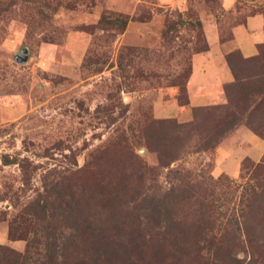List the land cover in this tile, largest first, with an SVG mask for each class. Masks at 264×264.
Returning <instances> with one entry per match:
<instances>
[{
	"label": "rangeland",
	"instance_id": "1",
	"mask_svg": "<svg viewBox=\"0 0 264 264\" xmlns=\"http://www.w3.org/2000/svg\"><path fill=\"white\" fill-rule=\"evenodd\" d=\"M1 1L10 5L0 11V244L22 252L27 239L39 241L31 209L44 200L52 221L75 208L123 236L156 240L147 208L189 189L210 205L188 198L175 206L183 237L209 222L244 256L246 235L233 222L248 175H258L241 163L264 155L247 124L264 129V104L242 112V99L259 85L247 76L264 69V60H250L264 45V0H64L48 17L40 0ZM104 11L127 16L126 28L103 27ZM197 20L200 28L188 24ZM213 87L222 100L208 94ZM228 101L241 123L207 149ZM188 122L198 128L174 125ZM256 198L244 217L264 244V190ZM155 217L163 221L162 209ZM65 234L64 253L76 264L84 253L72 241L86 239Z\"/></svg>",
	"mask_w": 264,
	"mask_h": 264
},
{
	"label": "trees",
	"instance_id": "2",
	"mask_svg": "<svg viewBox=\"0 0 264 264\" xmlns=\"http://www.w3.org/2000/svg\"><path fill=\"white\" fill-rule=\"evenodd\" d=\"M38 2L40 3L38 12L46 17L50 16L57 6L69 3L64 0H40ZM8 5H10L9 1L0 0V11L6 10ZM98 22L103 27L122 32L127 26L128 18L121 13L104 11L100 15ZM188 24L193 27H201L199 20L197 22L191 21ZM263 50L264 45L260 44L257 54L250 60L258 63L264 60ZM226 61L234 71V78L240 80L242 76L235 72L231 56H226ZM247 77L257 78L259 85L243 95L244 107L242 112H249L251 109L254 110V107L264 104V69L249 74ZM176 85L180 88V94L185 92V87L180 82L176 83ZM225 87L227 93V85ZM255 95L259 96V99L256 100L257 102L253 98ZM229 99L231 98L229 97ZM185 104H188V101L180 99V105ZM228 104H230V101L222 107L224 109L222 113L223 119L220 116L221 118L216 124L217 129L214 133H211V129L207 131L208 136L206 137L208 139L205 137L203 141V146L207 149L212 148L214 144L219 142L218 136H223L241 123V117L239 118L233 111H230ZM197 111H200V109H193L194 115ZM247 124L256 135L264 140V129H262V126ZM174 125L179 128H198L197 124L189 122L175 123ZM246 168H252L254 172H258V175H248L245 190L242 194L244 207L241 208L240 213H237L238 215L235 213L233 222L235 229L239 232L243 230L246 235L247 242L245 245L244 241L240 240V242H243L242 252L244 256L242 257L233 253V246L235 245L228 247L222 242L221 233L217 235L209 222L197 225L194 228L196 232L193 238L183 237L182 224L179 217L175 214V206L178 207L179 204L188 198L197 199L204 205L209 204L206 196L188 193L189 189H184L179 195H176L177 197L174 195L172 197L166 196L161 203L153 201L150 208H147L145 215L156 220L154 221L155 224H152L153 233L150 236L156 240H140L132 236H123L119 233L118 227L99 226L91 220L89 215L85 214L84 217L81 215L78 218L75 215V208L70 209L69 216L65 215L63 217L60 212L54 213L55 215L59 214L60 218L57 219L58 221H52L50 218V215H52L51 203H47L44 200L43 204L31 209L34 214H37H35L37 219H35L33 226L41 232L42 238L37 242H32L25 235H11L10 231V239H27L26 245L24 250L20 252L0 244V264H71L70 257H67L64 253L67 247V242L65 241L67 238L66 229L70 230L72 236L80 237L84 235V238L88 240L78 241V238H75L76 241H72L74 248L84 253L76 264H264V244L251 238L250 230L254 228L253 221H246L244 217L245 213L248 215L252 211L251 207L257 200V195L264 190V175H260L264 174V155L261 161L257 163H248L247 160H244L241 163V170ZM161 209L164 213L163 221L160 217H155ZM223 229L227 231L226 227ZM158 232L160 233L158 234ZM90 235L93 238L87 239L86 236L89 237ZM158 235L165 236L168 241L164 243V239ZM79 242H86L88 246H82ZM153 251H155V255L151 253Z\"/></svg>",
	"mask_w": 264,
	"mask_h": 264
},
{
	"label": "crops",
	"instance_id": "3",
	"mask_svg": "<svg viewBox=\"0 0 264 264\" xmlns=\"http://www.w3.org/2000/svg\"><path fill=\"white\" fill-rule=\"evenodd\" d=\"M250 45H251V46H250ZM250 45H249V47H250L251 49L253 48V50H254V46H253V44L250 43ZM249 47H248V48H249ZM249 51H251V50H249ZM252 52H253V51H252ZM222 69H225V68L222 67ZM222 69L219 68L218 65H216V66L214 67V71H215V70L221 71ZM227 70H228V68H227ZM201 73H204V71H202ZM215 75H217V76H218V75H221V72H220V73H217V71H216V74H215ZM192 77H193V75H192ZM192 77H191L190 80H193ZM231 78H232V75H230V79H229L228 81H230ZM190 80H189V81H190ZM225 80H226V79H225ZM189 81H188V83H189ZM228 81H225V82L218 81V82L216 83L217 88H220L221 85H222V83L224 84V83H226V82H228ZM213 88H214V93H212L211 90H207V91H210V92H211V93H208V94H210V95L213 94V95H214V99L216 98V100H222V98H223L224 95H223L222 93H220V92L218 91V89L215 90V87H213ZM207 91H206V92H207ZM259 156H260V155H259Z\"/></svg>",
	"mask_w": 264,
	"mask_h": 264
}]
</instances>
